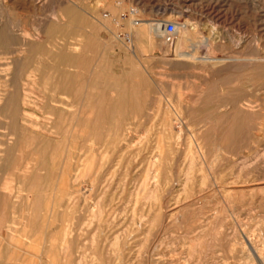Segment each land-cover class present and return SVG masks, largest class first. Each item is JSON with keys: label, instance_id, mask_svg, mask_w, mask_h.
I'll return each instance as SVG.
<instances>
[{"label": "rangeland", "instance_id": "obj_1", "mask_svg": "<svg viewBox=\"0 0 264 264\" xmlns=\"http://www.w3.org/2000/svg\"><path fill=\"white\" fill-rule=\"evenodd\" d=\"M131 14L148 26L132 37ZM164 21L175 22L171 42ZM179 35V52L195 59L175 57ZM0 40V264H261L264 0H0ZM74 42L84 63L66 65L56 56L73 55ZM53 69L58 90L42 78ZM28 166L40 167L31 195L20 190ZM24 226L26 253L8 238Z\"/></svg>", "mask_w": 264, "mask_h": 264}, {"label": "bare ground", "instance_id": "obj_2", "mask_svg": "<svg viewBox=\"0 0 264 264\" xmlns=\"http://www.w3.org/2000/svg\"><path fill=\"white\" fill-rule=\"evenodd\" d=\"M115 8V7H114ZM116 9V11H117V8H115ZM114 11V10H113ZM70 13H71V11H69ZM116 14V13H115ZM74 17V16H73ZM72 18V17H71ZM132 14H131V19L130 20H128L127 22H126V27H127V29H128V32H129V34L131 35V37H132V35H133V33L136 31V30H140L141 32H144V30L146 29L147 30V28H148V26H145V27H143V25H142V27L143 28H141V27H139V25H140V22L137 20V19H135V18H133V20H132ZM59 19H60V17H59ZM62 19V18H61ZM75 19V18H74ZM78 19V18H77ZM135 19V20H134ZM56 20V19H55ZM71 20V19H70ZM69 20V21H70ZM112 20V19H111ZM113 21V20H112ZM59 22H57V23H55L56 25L58 24ZM68 23H66V25H67ZM62 25V24H61ZM75 25V24H74ZM109 25H111V24H109ZM51 26V25H50ZM63 26V25H62ZM62 26H59L60 28L62 27ZM79 26V25H78ZM81 26V25H80ZM82 26H85V25H82ZM51 27H53V25L51 26ZM57 27H58V25H57ZM58 27V29H60ZM65 26H63V28H64ZM68 27H70L69 25H68ZM77 27V26H76ZM109 27V26H108ZM66 28V27H65ZM78 28V27H77ZM81 28H83V27H81ZM182 28V25L181 24H178V29H179V32H180V29ZM80 29V28H79ZM47 31H48V29H47ZM5 32V31H4ZM48 32H50V31H48ZM52 32H54V31H52ZM51 32V33H52ZM56 32H57V30H56ZM73 32V31H72ZM78 32V31H77ZM55 33V32H54ZM150 33V32H149ZM8 34V33H7ZM6 34V35H7ZM50 34V33H49ZM71 35H73V34H71ZM129 35V36H130ZM9 36V35H8ZM1 37H2V35H1ZM4 37V36H3ZM179 41L177 42V44H176V47H175V50H174V53H175V57L176 58H178V59H180V60H188V59H195L196 57H197V55H182L181 54V51L179 52V49H180V47L182 46V38H181V36L179 35ZM3 39V38H2ZM5 39V38H4ZM11 39V38H10ZM132 39V38H131ZM7 40H8V37H7ZM1 41V40H0ZM9 41V40H8ZM151 40L150 39H147L146 41H144L145 42V44L146 43H149ZM140 42V41H139ZM143 42V43H144ZM75 43V42H74ZM7 45L9 44L8 42L6 43ZM65 44V43H64ZM67 45H68V43H66ZM70 44V43H69ZM9 45H11V43L9 44ZM56 45V44H55ZM59 45H60V43H59ZM142 45V44H141ZM77 44L75 43V44H73L72 46H70L69 48L71 49V51H72V54L73 55H71L68 51H70V50H68V51H66L65 53H61V54H57L58 56H56V58L59 60V61H64L65 63L66 62H68V63H78V62H81L82 61V57L80 56L81 54L80 53H77V52H79L78 51V49L80 50V48L78 47L77 48ZM10 47V46H9ZM63 47V46H62ZM1 48H4L3 46H1ZM66 50H67V48H65ZM183 49V48H182ZM57 50V49H56ZM181 50V49H180ZM5 52H7V51H5ZM83 52V51H82ZM39 53H40V51H39ZM41 54H43V53H41ZM50 54H53V52L52 53H50ZM80 54V55H79ZM85 54V53H84ZM40 55V54H39ZM38 55V56H39ZM44 55H45V53H44ZM49 55V54H48ZM86 56V55H85ZM41 58V57H40ZM54 58H55V56H54ZM210 58V57H209ZM42 59H44V58H41V60ZM33 60V59H32ZM45 60V59H44ZM190 60V61H191ZM52 61V60H51ZM58 61V62H59ZM189 61V62H190ZM53 62V61H52ZM83 62V61H82ZM87 62V61H86ZM23 63V62H22ZM22 63H20V64H22ZM42 63H45V62H42ZM56 63V62H55ZM61 64H62V62H60ZM84 63V62H83ZM50 64V63H49ZM23 65V64H22ZM24 65H25V63H24ZM23 65V66H24ZM41 65V64H40ZM66 65H67V63H66ZM70 65V64H69ZM46 66V65H45ZM58 66V65H57ZM65 66V65H64ZM73 66V65H72ZM71 66V67H72ZM41 67V66H40ZM69 67V66H68ZM74 68L76 67V66H73ZM81 67V66H80ZM61 68V67H60ZM76 68H78V67H76ZM40 70H41V68H39ZM45 69V68H44ZM19 70H20V68H19ZM1 71V70H0ZM39 71V70H38ZM17 72V71H16ZM19 72V71H18ZM42 72H44V70L42 71ZM39 73V72H38ZM77 73V72H76ZM18 74V73H17ZM20 74V73H19ZM1 75V74H0ZM40 75V74H39ZM141 75V74H140ZM16 76V75H15ZM17 76H19V75H17ZM16 76V77H17ZM42 76V75H41ZM62 76V74L61 73H59V71L57 70V69H53L52 71H50L49 73L48 72H44V75L42 76V78H44V79H46V78H49V79H51L52 81H53V83H52V86L54 87V89L55 90H58L59 89V84H58V82L57 81H59V79L60 78H62L61 77ZM95 77V76H94ZM18 78H20V77H18ZM14 79V78H13ZM17 79V78H16ZM64 79V78H63ZM62 79V80H63ZM77 79V78H76ZM74 80V79H73ZM140 80V79H139ZM142 80V79H141ZM140 80V81H141ZM212 80V79H211ZM55 81V82H54ZM124 81V80H123ZM135 81H136V79H135ZM63 82H65V81H63ZM73 84V83H72ZM121 85H123V84H121ZM120 85V86H121ZM50 86V85H49ZM114 86V85H113ZM131 87V86H130ZM129 87V88H130ZM39 88V87H38ZM115 88V87H114ZM135 88V87H134ZM16 89V88H15ZM118 89H119V87H118ZM118 89H115V91L116 90H118ZM121 89V88H120ZM14 90V89H13ZM40 90V89H39ZM42 90H44V89H42ZM118 91H120V90H118ZM117 91V93L119 94L120 92H118ZM124 91H126L125 89H124ZM137 90H135V92H136ZM2 92V91H1ZM3 92H4V90H3ZM18 92V91H17ZM61 93H62V91H61ZM128 93H129V91H128ZM133 93V92H132ZM4 94V93H3ZM56 94H57V92H56ZM65 94V93H64ZM130 94V93H129ZM18 95V94H17ZM25 95V94H24ZM120 95V94H119ZM127 96V95H126ZM125 96V97H126ZM134 96V95H133ZM3 97V96H2ZM13 99H14V97L13 96H11ZM9 98V100H7V102L5 103L6 104V108L5 109H7V108H10V109H13V111L15 110V108H17V107H15V104H14V100L12 99V98ZM119 97V96H118ZM124 97V96H123ZM131 97H132V95H131ZM16 98V97H15ZM8 99V98H7ZM44 99V98H43ZM118 99V98H117ZM0 100H3L2 98L0 99ZM23 100V99H22ZM29 100V99H28ZM144 100V99H143ZM27 102V101H26ZM30 102V101H29ZM62 102V101H61ZM60 101H57V103H60V104H62ZM117 102V101H116ZM118 102H119V99H118ZM117 102V103H118ZM129 102H131V100H129ZM1 103V102H0ZM17 103H19V102H17ZM56 103V104H57ZM102 102H100V105H102L101 104ZM120 104H121V100H120V102H119ZM123 103H124V101H123ZM26 104V103H25ZM33 104H35V103H33ZM52 104V103H51ZM95 104V103H94ZM106 104V103H105ZM109 104V103H108ZM20 105V104H19ZM23 105V104H22ZM37 105V104H36ZM92 105H93V103H92ZM5 106V105H4ZM16 106H18V105H16ZM83 106V105H82ZM96 106H99L98 105V103H97V105ZM103 106V105H102ZM105 106H107V104L105 105ZM19 107V106H18ZM70 107V106H69ZM93 107V106H92ZM108 107V106H107ZM2 108V107H1ZM94 108V107H93ZM98 108V107H97ZM110 108V107H109ZM121 108V107H120ZM126 108V107H125ZM132 108V107H131ZM135 108V107H134ZM247 108H249V107H247ZM5 109H3V110H5ZM80 109V108H79ZM95 109V108H94ZM104 109H105V107H104ZM108 109V108H107ZM243 109V108H242ZM2 110V111H3ZM88 110V109H87ZM106 110V109H105ZM219 110V109H218ZM248 110V109H247ZM21 111V110H20ZM25 111V110H24ZM31 111V110H30ZM50 112L52 111V109L51 110H49ZM64 111V110H63ZM89 111H90V109H89ZM92 111V110H91ZM252 111V110H251ZM8 112V111H7ZM62 112V111H61ZM69 112V111H68ZM260 112V111H259ZM20 113V112H19ZM21 113H23V112H21ZM27 113V112H26ZM8 114V113H7ZM10 114L11 113H9L8 115H9V117H11L12 116V114H11V116H10ZM52 114V113H51ZM63 114H64V112H63ZM66 115V114H65ZM72 114H70V116H71ZM82 115V114H81ZM87 115V114H86ZM98 115V114H97ZM54 116V115H53ZM88 116H90V115H88ZM88 116L86 117V118H88ZM236 116V115H235ZM12 117H14V116H12ZM55 117V116H54ZM62 117V116H61ZM73 117V116H72ZM76 118H77V116H75ZM79 118H80V115L78 116ZM94 117V116H93ZM108 117V116H107ZM177 117H181V115L179 116L178 115V113H177ZM218 117V116H217ZM58 118H59V116H58ZM78 118V119H79ZM82 118V117H81ZM85 118V117H84ZM167 118V117H166ZM196 118V117H195ZM215 118V117H214ZM221 118V117H220ZM6 119V118H5ZM11 119V118H10ZM14 119V118H13ZM17 119V118H16ZM56 119V118H55ZM63 119V118H62ZM66 119L67 118H65V121H66ZM72 119V118H71ZM75 119V118H74ZM89 119H91L90 117L88 118V120ZM102 119V118H101ZM185 119V118H184ZM208 119V118H207ZM217 119V118H216ZM223 119V118H222ZM15 120V119H14ZM13 120V121H14ZM22 120V119H21ZM49 120V119H48ZM60 120V119H59ZM68 120V119H67ZM177 121H178V118L176 119ZM203 120H205L204 118H203ZM210 120V119H209ZM212 120V119H211ZM217 120H219V119H217ZM221 120V119H220ZM231 120V119H230ZM23 121V120H22ZM30 121V120H29ZM50 121V120H49ZM69 121V120H68ZM71 121V120H70ZM69 121V122H70ZM72 121H73V119H72ZM76 121H77V119H76ZM73 122V123H77V122ZM79 121H81V120H79ZM78 121V122H79ZM83 121H85L84 119H83ZM90 121H92V120H90ZM176 121V122H177ZM183 121V120H182ZM185 121V120H184ZM201 121V120H200ZM213 121V120H212ZM216 121V120H215ZM222 121V120H221ZM12 122V121H11ZM61 122H63V121H61ZM61 122L59 123V124H61ZM97 122V121H96ZM179 122V121H178ZM50 123H51V121H50ZM80 123L81 122H79L78 123V125H76V126H78V127H80L81 125H80ZM84 123V122H83ZM90 123H93V121L92 122H90ZM185 123V122H184ZM186 123H187V121H186ZM194 123H195V121H194ZM202 123V122H201ZM207 123V122H206ZM7 124V123H6ZM13 124V123H12ZM43 124V123H42ZM65 124V123H64ZM82 124V123H81ZM85 124H87L86 122L84 123V125ZM96 124V123H95ZM101 124V123H100ZM173 124H175V119H173L172 117H170L169 118V116H168V118L162 123V126L166 129H172L173 127H174V125ZM204 124V123H203ZM210 124H211V122H210ZM47 125V124H46ZM67 125V124H66ZM90 125V124H89ZM89 125H88V127H86V126H84L85 128H89ZM97 126H99V123L98 124H96ZM10 126V125H9ZM16 126V124L13 126V128H12V126H11V128L12 129H15L14 127ZM17 126H18V124H17ZM56 126H57V124H56ZM82 126H83V124H82ZM175 126H176V124H175ZM177 126H183V123L182 122H179L178 124H177ZM196 126V125H195ZM208 126H210V125H208ZM212 126V125H211ZM214 126H215V124H214ZM232 126H234V125H232ZM20 127V126H19ZM68 129H69V127H70V125H69V127L68 126H66ZM84 127H82L83 129H84ZM180 127V128H181ZM185 127V126H184ZM199 127H200V124H199ZM205 127H207V126H205ZM235 127V126H234ZM21 128V127H20ZM50 128V127H49ZM56 128H58V127H56ZM95 128V127H94ZM175 128V127H174ZM180 128H178V129H180ZM188 128H189V126H188ZM193 128V127H192ZM204 128V127H203ZM213 128H215V127H213ZM216 128H217V126H216ZM231 127H229V129H230ZM259 128V127H258ZM21 129H23V128H21ZM46 129H48V128H46ZM51 129V128H50ZM52 129H54V128H52ZM83 129H81V130H83ZM90 129V128H89ZM96 129H98V127L97 128H95V130ZM176 129H177V127H176ZM196 129V128H195ZM201 129V128H200ZM212 129V128H211ZM262 129H264V128H262ZM20 130V129H19ZM59 130V129H58ZM71 130V129H70ZM92 130H93V127H92ZM192 130V129H191ZM228 130V129H227ZM231 130H232V128H231ZM30 131V130H29ZM60 131V130H59ZM74 131V130H73ZM84 132H87V129L85 130H83ZM151 131V130H150ZM179 131V130H178ZM201 131V130H200ZM213 131H214V129H213ZM20 132V131H19ZM28 132V131H27ZM40 133H42V131H39ZM180 132V131H179ZM232 132V131H231ZM244 132V131H243ZM22 133V132H21ZM48 133H49V131H48ZM60 133V132H59ZM70 133V132H69ZM75 133H76V131H75ZM82 133V132H81ZM88 133V132H87ZM89 133H90V131H89ZM178 133V132H177ZM200 133V132H199ZM199 133H198V135H199ZM214 133V132H213ZM9 134V133H8ZM7 134V135H8ZM14 134V133H13ZM23 134V133H22ZM52 134V133H51ZM84 134V133H83ZM96 134V133H95ZM163 134V133H162ZM201 134V133H200ZM215 134V133H214ZM29 135H31V133L29 134ZM37 135V134H36ZM45 135V134H44ZM54 135V134H53ZM56 135V134H55ZM65 135V134H64ZM85 135H86V133H85ZM88 135H90V134H88ZM35 136V135H34ZM46 136V135H45ZM91 136V135H90ZM95 136V135H94ZM93 136V137H94ZM28 137V136H27ZM38 137V136H37ZM36 137V138H37ZM50 137V136H49ZM56 137V136H55ZM54 137V138H55ZM14 138H16V137H14L13 136V139ZM30 138V137H29ZM41 138V137H40ZM67 138V137H66ZM97 138V140L96 141H92V142H97L98 141V137H96ZM12 139V138H11ZM27 139V138H26ZM33 139H35V138H33ZM60 139L61 138H59V141H60ZM79 139V138H78ZM91 139V138H90ZM221 139H223V138H221ZM15 140V139H14ZM14 140H12V141H14ZM18 140V139H17ZM16 140V141H17ZM54 140H56V139H54ZM58 140V139H57ZM67 140V139H66ZM65 140V141H66ZM163 140V139H162ZM29 141V140H28ZM36 141V140H35ZM64 141V140H63ZM83 141V140H82ZM108 141H110V140H108ZM161 141V140H160ZM222 141V140H221ZM220 141V142H221ZM57 142V141H56ZM88 142V141H87ZM10 143V145H11V142H9ZM29 143V142H28ZM63 143V142H62ZM66 144H67V142H65ZM65 143H64V145H65ZM223 143V142H222ZM8 144V143H7ZM32 144H34L33 143V140H32ZM32 144H30V145H32ZM90 144V143H89ZM158 144V143H157ZM9 145V146H10ZM36 145H38L39 146V143L37 144L36 143ZM46 145V144H45ZM95 145V144H94ZM37 146V147H38ZM54 146V145H53ZM218 146V145H217ZM16 147V146H15ZM50 147H52V146H50ZM66 147V146H65ZM218 147H220V146H218ZM12 148V147H11ZM16 148H18V147H16ZM28 148V147H27ZM43 148V147H42ZM93 148H95V147H93ZM36 149V148H35ZM160 149V148H159ZM2 150H3V148H2ZM17 150V149H16ZM47 150V149H46ZM45 150V151H46ZM95 150V149H94ZM36 151H37V149H36ZM35 151V152H36ZM157 151V150H156ZM158 151H160V150H158ZM166 151V150H165ZM6 152H7V150H6ZM13 152V151H12ZM216 152V151H215ZM239 152V151H238ZM10 153V152H9ZM42 153H43V151H42ZM57 153V152H56ZM93 153V152H92ZM95 154V153H94ZM162 155H163V153H161ZM164 154H165V152H164ZM5 155V154H4ZM54 155H55V153H54ZM158 155V154H157ZM160 155V154H159ZM158 155V157H160ZM198 155V154H197ZM220 155V154H219ZM0 156H2V153H0ZM7 156V155H6ZM46 156V155H45ZM56 156V155H55ZM67 156V155H66ZM65 156V157H66ZM94 156V155H93ZM216 156V155H215ZM214 156V157H215ZM3 157H5V156H3ZM3 157H1L0 159H2ZM9 157H11V155H9ZM44 157V156H43ZM54 158H56V157H54ZM217 158V157H216ZM10 159V158H9ZM12 159V158H11ZM26 159V158H25ZM28 159V158H27ZM35 159V158H34ZM45 159H46V157H45ZM92 159H94V157H92ZM91 159V160H92ZM162 159H163V157H162ZM161 159V160H162ZM37 160H39V159H37ZM156 160V159H155ZM158 160H160V158L158 159ZM160 160V161H161ZM213 160V159H212ZM215 160V159H214ZM217 160V159H216ZM194 161V160H193ZM4 162H5V160H4ZM27 162V161H26ZM37 162V161H36ZM162 162V161H161ZM20 163V162H19ZM41 163V162H40ZM5 164V163H4ZM153 164H155V163H153ZM153 164H152V166H153ZM191 162H190V165H188V166H190V168L192 167L191 166ZM19 165H21V164H19ZM39 166H40V164H38ZM43 165H44V163H43ZM204 165V164H203ZM39 166H37V168L35 167H30V166H28V167H26L25 169H22V175H21V184H22V187L20 186V190L21 191H25V192H29V194H30V190H32V188H30V185H32V184H29L28 182L34 177V175H36L35 174V172L37 171L38 172V170H40V167ZM10 167V166H9ZM13 167V166H12ZM63 167H64V165H63ZM90 167H91V164H89L88 165V167L86 168L87 169V171L89 172L91 169H90ZM159 167V166H158ZM8 168V167H7ZM16 168V167H15ZM57 168V167H56ZM189 168V170H190V172H191V169ZM194 168V167H193ZM192 168V169H193ZM14 169V168H13ZM18 169V168H17ZM38 169V170H37ZM60 169V168H59ZM161 171V170H160ZM193 171V170H192ZM200 171V170H199ZM2 172V171H1ZM189 172V171H188ZM84 173H85V171H84ZM234 173V172H233ZM31 174V175H30ZM88 173L86 172V174L85 175H87ZM30 175V176H29ZM76 175H77V173H76ZM82 175H83V173H82ZM81 175V176H82ZM84 175V176H85ZM90 175V174H89ZM185 175H186V173H185ZM189 175H192V174H189ZM205 175V174H204ZM83 176V177H84ZM42 177V176H41ZM75 177V176H74ZM76 177H78V176H76ZM187 178L188 177H191V176H186ZM163 178V177H162ZM78 179V178H77ZM146 179H147V177H146ZM37 180V179H36ZM74 180V179H73ZM76 180V179H75ZM33 181H35V180H33ZM18 182V181H17ZM71 182H73L74 183V181H71ZM76 182H77V180H76ZM260 182V181H259ZM37 183V182H36ZM45 184V183H44ZM33 186V185H32ZM59 186V185H58ZM95 186V185H94ZM47 187H48V185H47ZM71 187V186H70ZM75 187H76V185H75ZM49 188V187H48ZM56 188H57V185H56ZM78 188V187H77ZM19 188H17V190H18ZM58 189V188H57ZM79 189V188H78ZM13 190V189H12ZM5 191V190H4ZM8 191H9V189H8ZM20 191V192H21ZM55 191H57L56 189H55ZM76 191H78V190H75L74 192H76ZM148 191V190H147ZM35 192V191H34ZM50 192V191H49ZM14 193H15V190H14ZM18 193V192H17ZM54 193V192H53ZM53 193H52V195H51V198H53L54 196H53ZM12 194V193H11ZM19 194V193H18ZM17 194V195H18ZM38 194H41V192L40 193H37V195ZM55 194V193H54ZM67 194V193H66ZM71 194H72V192H71ZM76 194H77V192H76ZM75 194V195H76ZM80 195H82L81 193H79ZM8 195H9V193H8ZM31 195V194H30ZM45 195V194H44ZM56 195V194H55ZM59 195H60V193H59ZM33 196H34V194H33ZM67 196V195H66ZM65 196V197H66ZM76 196H78V195H76ZM85 196V195H84ZM90 196V195H89ZM9 197V196H8ZM19 197H21V193H20V195H19ZM62 197V196H61ZM67 197H69V196H67ZM66 197V198H67ZM74 197V196H73ZM72 197V198H73ZM87 197V196H86ZM147 197H148V195H147ZM60 198V197H59ZM78 198V197H77ZM77 198H75L74 197V200L75 199H77ZM5 199V198H4ZM57 195H56V201H57ZM62 199V198H61ZM68 199V198H67ZM26 200H28V199H26ZM29 200H30V198H29ZM52 200V199H51ZM65 200V199H64ZM71 200V199H70ZM68 201V200H67ZM79 201V200H78ZM27 202V201H26ZM51 202V201H50ZM59 202H61V201H59ZM62 202H63V199H62ZM80 202V201H79ZM28 203H29V201H28ZM53 203V202H52ZM58 203V202H57ZM10 204V203H9ZM29 204H31V203H29ZM41 204V203H40ZM51 203H49V206H55L56 205V202H55V200H54V203H53V205H50ZM76 204L77 205H79L78 204V202H76ZM60 205V204H59ZM58 205V206H59ZM69 205H70V203H69ZM13 206V205H12ZM40 206L41 205H38L37 207H38V209H40ZM72 206H76V205H71V207ZM57 207V206H56ZM88 207V206H87ZM6 208V207H5ZM14 208H17V207H14ZM48 208H50V207H48ZM58 208H61V206H59ZM73 208V207H72ZM77 208V207H76ZM12 209H13V207H12ZM52 209V208H51ZM50 209V210H51ZM54 210H55V207L53 208ZM65 209V208H64ZM88 210H89V208H87ZM19 210H21V209H19ZM35 210H37V209H35ZM94 210V209H93ZM3 211H4V209H3ZM3 211H2V213H3ZM52 212H53V210H51ZM58 211V210H57ZM65 211H66V209H65ZM90 211H91V209H90ZM5 212V211H4ZM11 212H14L15 213V210L14 211H11ZM17 212V211H16ZM2 213H1V215H2ZM30 213H32V211H30ZM67 213V212H66ZM69 213V212H68ZM94 213V212H93ZM96 213V212H95ZM12 214V213H11ZM16 214H19V213H16ZM64 214V213H63ZM3 215H5V214H3ZM34 215V214H33ZM22 216V215H21ZM49 216H50V214H49ZM93 216V215H92ZM91 216V217H92ZM1 217V216H0ZM20 217V216H19ZM42 217V216H41ZM95 217V216H94ZM5 219V218H4ZM92 219H93V217H92ZM69 220V222H71L70 221V219H68ZM73 220V219H72ZM90 220H91V218L89 219L88 218V222H90ZM8 221V220H7ZM15 221V220H14ZM24 221H25V218H24ZM49 221V220H48ZM92 221V220H91ZM1 222V221H0ZM13 222V221H12ZM27 222V221H26ZM25 222V223H26ZM50 222V221H49ZM49 222L47 223V224H49ZM81 222V221H80ZM2 223V222H1ZM1 223H0V225H1ZM4 223V222H3ZM15 223V222H14ZM17 223H20L21 224V222H20V220H19V222H17ZM42 223V222H41ZM78 223V222H77ZM86 223V222H85ZM13 224V223H12ZM19 224V225H20ZM23 224V223H22ZM21 224V225H22ZM67 224V223H66ZM73 224V226H74V222L73 223H71V225ZM3 225V224H2ZM18 225V224H17ZM23 225H25V224H23ZM43 225V224H42ZM50 225V224H49ZM48 225V226H49ZM71 225H67V226H71ZM79 225V224H78ZM77 225V226H78ZM27 226V225H26ZM29 226V225H28ZM27 226V227H28ZM67 226H65V227H67ZM72 226V227H73ZM76 226V227H77ZM25 227V226H24ZM27 227H25V228H22V229H20V230H16V229H14V227L13 228H9L10 229V232H9V239L11 240V241H13V242H11V243H9V245H12V247L11 246H9V247H11L12 249H15L16 251H23L24 253H26V252H28V249H25L24 247H22V245L23 244H21V243H19V241L21 242V241H25V243L27 242H31V241H29L30 239H31V235L29 234V232H28V230H27ZM63 227H64V225H63ZM62 227V228H63ZM72 227H71V229H72ZM78 227H80V226H78ZM47 228V227H46ZM50 229V228H49ZM53 229V228H52ZM63 229H67V228H63ZM78 229V228H77ZM80 229V228H79ZM31 230H32V228H31ZM34 230V229H33ZM70 229H68V231H69ZM76 230V229H75ZM1 231V230H0ZM60 231H62V230H60ZM63 231H65V230H63ZM34 232V231H33ZM43 232L44 231H42L41 232V234L42 235H44L43 234ZM56 232V231H55ZM67 232V231H66ZM80 232V231H79ZM261 232V231H260ZM52 233V232H51ZM50 233V234H51ZM54 233V232H53ZM60 233V232H59ZM62 233V232H61ZM60 233V234H61ZM70 234H71V230H70V232H69ZM72 233H73V231H72ZM77 233V232H76ZM16 234V235H15ZM34 234V233H33ZM32 234V235H33ZM36 234V233H35ZM35 234H34V236H35ZM49 234V235H50ZM63 235L62 236H64L65 234L64 233H62ZM74 234V233H73ZM79 234V233H78ZM78 234H75L76 235V237H78L79 238V236H77ZM19 237H18V236ZM57 234H54V236H56ZM69 235V234H68ZM74 235V236H75ZM33 236V237H34ZM38 236V235H37ZM58 236V235H57ZM81 236V235H80ZM93 236V235H92ZM203 236V235H202ZM18 237V238H17ZM21 237V238H20ZM42 237V236H41ZM44 237V236H43ZM46 237V236H45ZM44 237V238H45ZM50 237V236H49ZM199 237V236H198ZM198 237H196V238H198ZM1 238V237H0ZM16 238V240L18 239V242L17 241H14V239ZM51 238H52V236H51ZM57 238V237H56ZM59 239H60V237H58ZM78 238L76 239V240H78ZM92 238V237H91ZM37 239V238H36ZM39 239V238H38ZM66 238H64V237H62L61 238V240H60V243H59V241H58V243L59 244H56V245H58L60 248L59 249H61L62 250V252L64 251V252H67V251H65V249L66 248H68L67 246H66V243L65 242H63V240H65ZM93 239H94V237H93ZM1 240H2V238L0 239V242H1ZM58 240V239H57ZM56 240V241H57ZM73 240H74V238H73ZM195 240V239H194ZM197 240V239H196ZM49 241H52L51 239H49ZM54 241H55V239H54ZM67 241V240H66ZM91 241H93V240H91ZM36 242V241H35ZM70 242H72V241H70ZM47 243V242H46ZM52 243V242H51ZM50 243V244H51ZM74 243V242H73ZM1 244V243H0ZM72 244V243H71ZM76 244V243H75ZM70 245V244H69ZM74 245V244H73ZM42 246H44V243H43V245ZM52 247L53 246H55L54 245V243H53V245H51ZM75 246V245H74ZM73 246V247H74ZM52 247H48V249H51ZM72 247V246H71ZM76 247V246H75ZM37 248V247H36ZM41 248V247H40ZM40 248H39V251H40ZM44 248V247H43ZM56 248H57V246H56ZM65 248V249H64ZM54 250V252H55V247L53 248ZM73 249V248H72ZM75 249V248H74ZM262 249V248H261ZM59 251V250H58ZM260 251V250H259ZM32 252V251H31ZM45 252V251H44ZM47 252V251H46ZM62 252H59V254H61ZM71 252V251H70ZM114 252V251H113ZM258 252V251H257ZM40 253V252H39ZM43 253V252H42ZM51 253V252H50ZM53 253V252H52ZM72 253H74L73 251H72ZM86 253V252H85ZM28 254H30V253H28ZM27 254V255H28ZM32 254V253H31ZM30 254V255H31ZM45 254V253H44ZM74 254H78V253H74ZM29 255V256H30ZM62 255H64V253L62 254ZM28 256V257H29ZM35 256V255H34ZM80 256H81V254H80ZM52 257V256H51ZM66 257V256H65ZM76 257H77V255H76ZM258 258H260L261 259V264H264V255H262V254H260V256H258ZM259 259V260H260ZM77 261H79V259L77 260ZM257 262H258V260H256ZM82 262V261H81ZM253 262V261H252ZM255 262V261H254ZM253 262V263H254ZM39 263H40V261H39ZM256 263V262H255ZM20 264V263H19ZM78 264V263H77ZM80 264V263H79ZM94 264V263H93ZM257 264H260V262L259 263H257Z\"/></svg>", "mask_w": 264, "mask_h": 264}, {"label": "built area", "instance_id": "obj_3", "mask_svg": "<svg viewBox=\"0 0 264 264\" xmlns=\"http://www.w3.org/2000/svg\"><path fill=\"white\" fill-rule=\"evenodd\" d=\"M176 25L173 21H164L163 23V35L166 41L171 42L173 40V33L175 32Z\"/></svg>", "mask_w": 264, "mask_h": 264}]
</instances>
